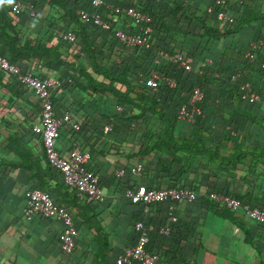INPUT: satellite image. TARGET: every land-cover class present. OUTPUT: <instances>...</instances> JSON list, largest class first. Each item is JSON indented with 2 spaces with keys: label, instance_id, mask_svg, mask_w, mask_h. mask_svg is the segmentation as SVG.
<instances>
[{
  "label": "trees",
  "instance_id": "trees-1",
  "mask_svg": "<svg viewBox=\"0 0 264 264\" xmlns=\"http://www.w3.org/2000/svg\"><path fill=\"white\" fill-rule=\"evenodd\" d=\"M233 1L225 0L220 6L215 0H129L120 11L114 10L116 6L99 8L102 17L111 21L110 29L78 15V9H94L92 0H14L0 5V55L26 73L60 81L52 90L54 111L57 117L69 113L71 121L60 126L57 149L65 158L76 147L89 152L85 168L94 171L107 188L102 200L87 202L59 179L60 172L45 158L41 135L33 130L42 122L39 99L0 67V176L9 165L20 168L14 157L5 156L15 154L18 143L11 146L12 139L18 141V132L32 134L38 146L26 143L21 148L24 156L31 157L26 167L30 169L40 151L50 165L33 187L47 191L46 179L52 178L55 187L47 192L54 201L74 217V209L79 210L76 247L66 255L60 246L61 264H116L114 244L127 221L112 199L144 206L128 200L126 174L135 184L149 188L196 190L193 202L209 203L251 232L254 249L260 253L256 260L262 262L264 224L209 197L218 192L264 208V0ZM18 2L20 7L15 9ZM128 6L151 17L146 46L127 45L117 36L118 31H142L132 24ZM221 10L228 18L218 19ZM59 31L75 33V43L59 38ZM256 33L257 40L250 41ZM159 50L190 57L191 71L178 67ZM152 71L160 75L156 89L148 85ZM168 77L176 79V87L168 85ZM242 84H248L249 90H242ZM195 86L204 94L199 103L202 114L190 122L179 118L178 111L190 102ZM252 93L257 100L250 99ZM15 122L20 131L12 127ZM108 124L112 128L105 132ZM139 164L141 175L133 173ZM119 170L124 175H118ZM184 206L178 213L186 211ZM108 207L110 214L105 212ZM153 210L155 214L138 219L165 222L172 231L177 228L180 220L170 224L164 206ZM138 219L130 221L132 235ZM187 228L191 240L186 236L176 243L158 237L161 245L155 250L147 244V250L159 257L155 264H194L189 251L200 245V232Z\"/></svg>",
  "mask_w": 264,
  "mask_h": 264
},
{
  "label": "built area",
  "instance_id": "built-area-1",
  "mask_svg": "<svg viewBox=\"0 0 264 264\" xmlns=\"http://www.w3.org/2000/svg\"><path fill=\"white\" fill-rule=\"evenodd\" d=\"M215 2L222 6L225 0H215ZM94 9H78L77 13L86 20H91L96 26L103 29H110L111 21L102 17L99 8H112L102 0H92ZM20 7V3L14 5L15 9ZM97 7V9H95ZM115 11H120L119 7H115ZM211 10V8H210ZM126 13L133 19L134 26H140L141 32H124L118 31L117 36L120 41L131 46H146L148 45V35L152 31L149 23L151 17L148 13L138 10L134 6H128ZM218 19H226L227 14L221 10L218 13ZM232 21V19H230ZM59 38L75 43L77 36L71 32H57ZM160 55H164L168 60L177 64L178 67L186 71L192 69V59L183 56L182 53L177 52L170 54L164 50L158 51ZM250 55V53H247ZM209 64L211 60L207 61ZM1 68L11 75H15L17 80L30 88L40 101L42 108V122L35 124L33 130L40 134L43 140L46 157L53 167H55L61 174L63 181L73 188L77 195L87 202H94L102 200L106 196V190L100 184L99 176L92 170L85 168V164L90 159L89 152H82L80 147H76L70 153L69 158L62 157L57 149V142L59 138V128L64 122H70L71 116L65 113L62 117H57L54 111V104L52 98V90L60 85V81H54L49 78H41L32 73L24 72L21 67L15 63L10 62L6 57L0 55ZM239 74L233 78L238 77ZM160 75L152 71L148 80V85L156 89ZM167 83L170 87H176L177 81L173 77L167 78ZM242 90L248 91L249 85L241 86ZM246 94L243 96L245 97ZM204 99V94L199 87H195L192 93L190 102L184 103L179 111L178 116L183 120L190 122L202 114L199 103ZM250 99L255 101L258 96L255 93L250 95ZM119 110L122 107H118ZM78 129L79 125H75ZM112 128L111 124L105 126L104 131L108 132ZM142 164L133 170L134 174L141 175ZM118 175H123L124 171H117ZM28 205L25 209V215L31 219L35 216H42L45 218H55L62 222L63 230L60 233V246L64 254L70 255L76 247L77 227L73 214L64 206L57 204L49 192L34 188L28 192ZM126 196L132 202L144 205L145 211H149L150 207L155 204H168V218L169 223L174 224L178 222V215L176 212L177 204L181 201L193 202L197 199L198 194L196 190L186 187H170V188H149L146 185H139L137 188H129L126 191ZM209 197L215 202L219 203L226 209L243 210L246 215L264 224V208L252 207L247 203L235 197L225 195L223 193L211 192ZM158 230L163 235H170L172 232L171 225H160L157 227L152 222L137 221L135 223L136 242L126 247L116 258V264H133L139 262L141 264H155L158 261V255L150 253L147 250V244L150 240L152 232Z\"/></svg>",
  "mask_w": 264,
  "mask_h": 264
},
{
  "label": "crops",
  "instance_id": "crops-1",
  "mask_svg": "<svg viewBox=\"0 0 264 264\" xmlns=\"http://www.w3.org/2000/svg\"><path fill=\"white\" fill-rule=\"evenodd\" d=\"M102 1L109 6L116 7H124L129 2V0ZM257 33L250 41L257 40ZM31 92L36 96L32 90ZM12 127L20 131L18 122H15ZM2 130L6 132L8 130L7 126L3 125ZM18 135V141L12 139L11 145L13 146L15 142L18 143L15 146V154L10 153V155L5 156L7 159H13L14 157L17 161V166H20V168L13 169L9 165L5 169L4 174L0 176V264H61L63 254L60 249L59 235L63 230L62 222L55 218H45L42 216H40L41 218L33 217L29 219L25 215V209L28 205L27 193L42 177L41 171L44 168L48 170L50 165L47 159H45L46 156L44 158L43 153L40 151L36 159H33L34 161L30 169H28L26 163L31 160V157L24 156L21 148L26 143L38 146V141L34 139L36 136L32 134L25 135L23 132H18ZM53 170L56 172L57 169ZM60 175L59 173V179L62 178ZM123 178L124 182L132 189L137 188L138 185H146L144 183L135 184L132 179L133 177L127 174ZM55 184L56 181L54 179H46L47 191H52ZM107 184L109 186L111 182H107ZM105 190L107 194L106 187ZM62 195L64 196V191H62ZM128 200L130 201L129 198ZM112 201L114 205L119 206L118 213L121 218L127 221L122 227L117 242L114 244L115 251L112 256L115 254L116 258L126 247L136 242L135 231L134 235H132L128 230L130 221L135 216L138 219L139 215L145 216L154 213V210L150 212L152 208H160L161 210L163 206L166 212L165 216L168 215V204L166 203L152 205L149 211H145L144 206L140 205L142 210V213H140L139 206H129L125 200L121 201L119 197L113 198ZM185 202L187 201L179 202L176 208L178 219L181 216L185 222L180 217V223L174 229L176 233L173 230L170 235H163L158 230L152 232L148 243L149 246H152V249L155 250L161 245V241L156 240L158 237L164 241L168 240L176 243L184 241L183 239L181 240V237L185 238L187 236L191 240V231L187 227L193 226L195 230L200 232V245L197 246L196 250L189 251L194 264H264V244L261 251L263 253L261 256L262 262H259L256 260V257H259L260 253L254 249L251 232L243 224L233 222L229 219V215L224 214V212H216L207 202H201L200 200L197 202H187L188 204L184 206L183 203ZM182 206H184L183 209H186V211L178 213V210ZM220 206L223 207L222 205ZM103 208L105 206H102L98 212H102ZM111 210L112 208L108 207V210L105 212L110 214ZM78 213L79 210L75 208L74 214L76 218ZM144 218V220L138 219V221L151 223L146 221V217ZM153 224L157 227L162 224L167 225L165 222ZM111 225L115 227L118 223H112Z\"/></svg>",
  "mask_w": 264,
  "mask_h": 264
},
{
  "label": "clouds",
  "instance_id": "clouds-1",
  "mask_svg": "<svg viewBox=\"0 0 264 264\" xmlns=\"http://www.w3.org/2000/svg\"><path fill=\"white\" fill-rule=\"evenodd\" d=\"M12 4L14 3V0H0V5H3V4Z\"/></svg>",
  "mask_w": 264,
  "mask_h": 264
},
{
  "label": "rangeland",
  "instance_id": "rangeland-1",
  "mask_svg": "<svg viewBox=\"0 0 264 264\" xmlns=\"http://www.w3.org/2000/svg\"><path fill=\"white\" fill-rule=\"evenodd\" d=\"M242 85H245V86H247L248 84H242ZM195 87H198V86H195ZM195 87H194V88H195ZM193 90H194V89H193Z\"/></svg>",
  "mask_w": 264,
  "mask_h": 264
}]
</instances>
